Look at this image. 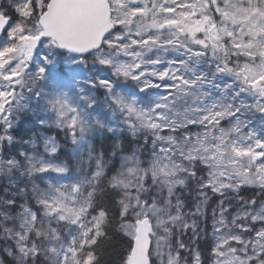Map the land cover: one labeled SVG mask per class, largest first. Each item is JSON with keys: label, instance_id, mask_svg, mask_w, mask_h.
I'll use <instances>...</instances> for the list:
<instances>
[{"label": "snow or ice", "instance_id": "snow-or-ice-1", "mask_svg": "<svg viewBox=\"0 0 264 264\" xmlns=\"http://www.w3.org/2000/svg\"><path fill=\"white\" fill-rule=\"evenodd\" d=\"M0 264H264V0H0Z\"/></svg>", "mask_w": 264, "mask_h": 264}]
</instances>
